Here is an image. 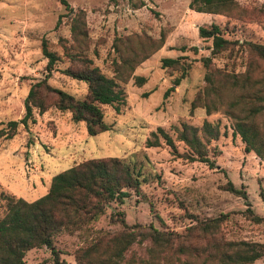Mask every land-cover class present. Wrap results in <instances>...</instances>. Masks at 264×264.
Listing matches in <instances>:
<instances>
[{
	"label": "rangeland",
	"instance_id": "374dc122",
	"mask_svg": "<svg viewBox=\"0 0 264 264\" xmlns=\"http://www.w3.org/2000/svg\"><path fill=\"white\" fill-rule=\"evenodd\" d=\"M68 1L75 11H85L86 36L79 40L71 35L70 14L61 15L66 10L60 0H0V128L24 115L29 86L45 73L43 39L60 54L49 82L77 97L86 93L87 84L63 72L70 62L63 53L65 46L79 49L104 73L114 75V59L118 58L115 42L120 50H127L135 48L138 39L158 40L164 35L163 44L135 66L133 73L146 77L141 85L132 77L121 82L125 100L120 109L103 105L110 128L89 134L84 121H75L68 110L50 106L43 112L34 108V121L26 125L19 122L13 136L0 134V191L33 200L47 191L54 173L90 157L118 156L133 168L141 179L139 192L132 190L122 201L109 202L105 213L89 222V229L64 230L56 235L55 246L71 264H75L74 250L97 229H120V223L110 219L117 210L124 212L130 225L152 223L178 232L194 223L195 217L229 211L223 226L226 237L264 241V220L250 219L244 211L251 205L264 216V155L245 150L240 134L233 131L238 114L244 112L240 105L233 109L228 106L232 95L251 97L257 89L264 91V60L253 59L242 42L234 43L232 52L215 54L213 65L237 74L244 73L252 59L250 72L255 78L246 88L224 90L223 103L210 113L201 106L190 107L191 99L204 84L206 67L202 58L210 53L211 45V38L200 36L198 27L216 22L228 25L227 37L264 42V21L229 20L223 14L190 7V0H144L140 7H133L131 0ZM238 1L264 7V0ZM163 56L178 57L183 68L162 66ZM183 70L180 82L165 94L173 77ZM204 119L219 124L220 134L209 143L214 167L189 159L188 148L181 140H175L176 152L165 142L146 143L158 126L175 137L174 125L180 121L200 125ZM252 120L264 128V113L255 114ZM228 179L244 189L246 197L224 189L221 184ZM146 245V240L135 242L125 260L137 264ZM50 258L51 251L45 245L31 247L24 255L27 264ZM246 264H264V257Z\"/></svg>",
	"mask_w": 264,
	"mask_h": 264
},
{
	"label": "trees",
	"instance_id": "16d2710c",
	"mask_svg": "<svg viewBox=\"0 0 264 264\" xmlns=\"http://www.w3.org/2000/svg\"><path fill=\"white\" fill-rule=\"evenodd\" d=\"M131 1L133 7L145 4L144 0ZM60 2L66 10L61 15L70 14L71 35L75 40L82 39L86 36L84 9L75 11L68 0ZM189 5L199 11L223 14L229 20L264 21V7L243 5L238 0H190ZM225 31H228V25L222 26L216 22L198 27L200 36L211 38V45L210 53L202 58L206 67L204 84L191 99V110L201 106L210 113L223 103L224 90L246 88L251 85V78H255L250 72L253 67L252 59L248 61L244 73L237 74L213 65L212 56L224 50L232 52L230 49L233 44L242 42L253 59L258 57L264 60V42L232 39L224 35ZM163 41L164 35L158 40L138 39L136 47L127 50H120L115 42L118 58L114 59V75L104 73L79 49L65 46L63 53L70 62L62 69L63 72L84 80L87 84L86 93L77 97L49 82L48 78L60 54L51 49L47 40L43 39L41 49L47 58L45 73L30 84L24 97V115L19 120H8L7 127L0 128V134L13 136L19 122L26 125L29 120L34 121V108L43 112L50 106L68 110L75 121H84L89 134H97L110 128L104 118L103 105L110 104L117 111L120 109L125 100L121 82L132 77L137 85H141L146 77L133 73V70L138 63L160 48ZM191 48L196 49V46ZM161 64L183 68L178 57L163 56ZM184 72L183 70L181 74L173 77L172 85L165 94L180 82ZM252 96H245V99L242 94L232 95L228 106L233 109L234 105H240V110L244 112L242 115L238 114L233 131L240 134L245 142V150H253L263 156L264 128L253 123L252 119L255 114L264 113V91L257 89ZM174 130L175 137L162 126H158L151 131L153 138L146 139L147 145H160L165 142L172 152H176L175 140H181L188 148L186 155L189 159L201 160L210 167L216 166L209 153V143L220 134L218 122L204 119L200 125H195L182 120L180 124L174 125ZM140 184L139 175L122 158L103 156L81 160L54 173L47 191L33 200L1 190L0 264H27L24 259L26 250L43 245L49 247L51 258L36 264H71L55 246L56 235L64 230L74 232L89 229V222L105 213L109 202L122 201L132 190L139 192ZM221 186L246 197V191L235 186L230 179ZM261 193L264 196V192ZM244 211L250 219L264 220V216L255 212L251 205H247ZM123 213L117 210L110 214L112 221L117 220L120 223V229H97L94 236L85 239L74 250L75 264H132L133 260H125L126 253L135 242L143 240L147 242L146 251L137 259V264H246L264 257V241L225 236L223 226L229 219V211L200 219L195 217V222L180 232L160 229L152 223L130 225Z\"/></svg>",
	"mask_w": 264,
	"mask_h": 264
}]
</instances>
